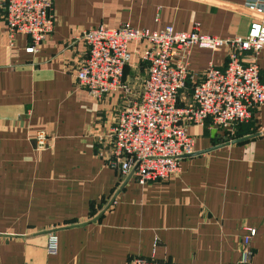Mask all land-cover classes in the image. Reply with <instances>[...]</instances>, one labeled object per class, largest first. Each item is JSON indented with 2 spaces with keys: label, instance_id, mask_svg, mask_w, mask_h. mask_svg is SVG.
<instances>
[{
  "label": "crops",
  "instance_id": "1",
  "mask_svg": "<svg viewBox=\"0 0 264 264\" xmlns=\"http://www.w3.org/2000/svg\"><path fill=\"white\" fill-rule=\"evenodd\" d=\"M248 1L264 0H52L55 26L39 52L16 35L9 46L0 10V264H127L133 256L179 264H238L246 227L250 264H264V105L251 119L223 130L208 119L190 125L194 154L170 179L142 185L122 178L96 156L120 110L141 94L146 65L134 54L119 90L102 99L80 88L75 70L86 45L83 29L104 25L160 32L172 26L218 38L244 36L254 15ZM245 62L250 60L246 55ZM264 84V48L258 54ZM212 63L227 65L226 50L193 49L178 105ZM47 134L37 150L36 133ZM53 231L58 250L46 240Z\"/></svg>",
  "mask_w": 264,
  "mask_h": 264
},
{
  "label": "built area",
  "instance_id": "2",
  "mask_svg": "<svg viewBox=\"0 0 264 264\" xmlns=\"http://www.w3.org/2000/svg\"><path fill=\"white\" fill-rule=\"evenodd\" d=\"M52 0H0V10L7 29L9 46L16 35L30 39L25 49L39 52L43 41L53 32L55 16ZM247 10L254 15L244 36L218 38L198 33L193 23L189 32H176L166 26L160 32L104 25L83 29L76 39L87 47L85 59L75 70L80 88L99 100L121 89L125 67L131 59L129 46L140 63L146 65V77L138 99L128 102L118 113L105 135L95 137L96 156L122 178L133 177L144 185L164 181L180 171L181 161L194 154L190 125L211 124L223 130L251 119L252 110L264 105V84L259 80L258 54L264 48V5L248 1ZM218 52L226 50L224 69L209 63L203 79L192 89L191 101L178 105L179 93L189 75V58L193 49ZM250 60L245 62V56ZM37 150L47 148V134L36 133ZM256 229L246 227L241 238L238 264H250L251 239ZM57 235H47L46 251L56 254ZM127 264H179L171 260L131 257Z\"/></svg>",
  "mask_w": 264,
  "mask_h": 264
}]
</instances>
